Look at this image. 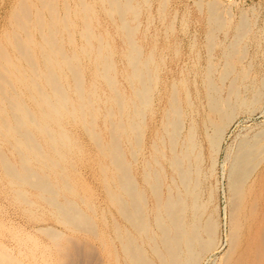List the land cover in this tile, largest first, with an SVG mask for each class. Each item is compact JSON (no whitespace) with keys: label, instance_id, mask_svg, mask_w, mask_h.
I'll use <instances>...</instances> for the list:
<instances>
[{"label":"bare ground","instance_id":"1","mask_svg":"<svg viewBox=\"0 0 264 264\" xmlns=\"http://www.w3.org/2000/svg\"><path fill=\"white\" fill-rule=\"evenodd\" d=\"M217 6L205 8L206 56L192 42L180 66L187 17L175 28L169 0H8L0 264H264V129L220 165L223 233L204 189L230 125L264 97L242 66L248 19L230 25Z\"/></svg>","mask_w":264,"mask_h":264},{"label":"rangeland","instance_id":"2","mask_svg":"<svg viewBox=\"0 0 264 264\" xmlns=\"http://www.w3.org/2000/svg\"><path fill=\"white\" fill-rule=\"evenodd\" d=\"M211 1H215L217 3V5L219 6L217 7L221 14L222 13L224 14V12L225 14H227V16L225 14L224 15L222 14V16L225 17L226 19L229 17L228 18L229 24L231 19L232 24L230 25H234V23L236 24L242 16H245L248 19L249 31L245 38L246 57L244 59L245 61L242 63V66L243 68L245 67L251 70L250 79L252 81L255 80L254 83H256V85H260V83L264 80V0H211ZM211 1L209 0V2ZM201 2L204 6L202 5V8L199 9V7H197L198 5L195 3V0H169L170 10L173 12V14L175 15L174 17L176 19L175 28H177L180 25L181 15H183V13L187 17L186 19L187 24L185 31L183 33L180 31L177 34V40L179 45L178 57L179 60H181V63H179L181 64L180 66H183L185 64L186 66H189L192 63V61L188 59L187 56L190 52L189 45L192 42L196 43L195 45L193 43L191 44L193 45V47L191 46L192 51L199 54L200 60H203V58L207 54V52H205L206 49L205 47H203L202 44L205 42L204 34H205V29L208 26L207 24L208 21L205 20H207L206 9L208 8L209 2L208 0H201ZM205 3L207 4L205 5ZM7 6H8V0H0V31L2 28ZM199 12H201L202 14ZM216 35L218 36V37L216 36V39L218 38L217 41L219 43L220 40L223 43L224 42L230 43L233 37L231 29L229 31L228 30L225 31L221 30V32L218 31L216 32ZM212 52H213L212 55L214 56V60L216 61V59L218 58L216 62H219L220 59L218 57V48H215L214 51ZM191 79L192 81L193 80L195 81V77L192 75H191ZM261 101H259L260 103L258 102V104L255 105L257 108L261 107L260 110L256 109L254 110V112L250 114H248L247 112L242 113L230 125L226 133L227 136L225 137L226 140L223 147L224 154H222L220 156V159L218 160L219 162L214 173L215 176L213 175L206 177L207 179L205 178V182H204L205 193L206 195L208 194L211 195L209 208L212 209V211L210 210V212H213L214 218L216 217L217 221L221 226L220 233L224 232L223 224L225 219H223L224 216L223 214H224V209L227 206L226 203L227 181L221 177L222 175H221L220 165L223 162H226L225 155L230 153V148L233 149L235 147V144L240 139V137L264 129V97L261 99ZM202 146H203V156H204L202 164H203V170L206 171L207 170L206 152H207L208 144L204 139L202 142ZM208 190L210 191V193ZM0 210L2 211L1 207ZM4 215L6 217L5 219L7 220V222L11 220L9 223L13 224L16 227L18 226L17 228L20 227L21 229L22 228L28 229L34 232V230H32L33 228H31L29 223L23 218L20 212L14 211L11 208H7L6 211L4 212ZM223 252L224 250L219 254H217L216 257L220 258Z\"/></svg>","mask_w":264,"mask_h":264}]
</instances>
